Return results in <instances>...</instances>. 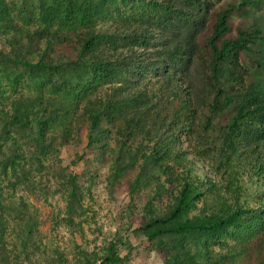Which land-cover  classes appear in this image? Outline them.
Wrapping results in <instances>:
<instances>
[{"label": "trees", "instance_id": "1", "mask_svg": "<svg viewBox=\"0 0 264 264\" xmlns=\"http://www.w3.org/2000/svg\"><path fill=\"white\" fill-rule=\"evenodd\" d=\"M211 1L0 0V131H4L0 132V176L10 173L14 185L36 183L32 171L46 168V153L54 149L57 139L61 144L70 141V120L79 131L87 128L89 139L111 128L120 137L119 154H129L131 164L143 157V164L154 168L158 149L146 157L138 151L125 153L128 148L122 141L134 143L139 137L146 142L163 141L165 137L179 142L180 134L191 138L199 115L198 129L212 130L214 124L217 128L213 154L203 158L194 148H181L180 153L190 152L193 159L206 162L233 201L225 195L220 198L218 192L219 202L210 215L185 218L195 197L189 167L175 204L141 230L149 231L151 238L212 232L248 216L264 232V156L253 153L255 144L264 143L259 139L261 121L256 122L264 106L255 86H248L242 101L228 87L230 80L242 82L239 56L247 54L255 40H264V34L244 26L231 34L229 14L236 5L216 10ZM245 2L240 0L238 6ZM129 8L144 16L130 24L135 17L128 15ZM108 11H115L117 20L98 29L97 22ZM143 19L154 24L148 27ZM154 36L160 44L150 48ZM118 40L120 45L110 51L100 49L101 44ZM198 45L205 52V66L198 73L199 84L193 85L192 51ZM141 47L144 52H139ZM151 52L157 62L154 71L161 72L159 84L151 83L143 69L135 78L131 75L149 63ZM227 72L228 80L223 78ZM183 77L189 81L180 88L176 82ZM29 163L36 168L27 169ZM237 224L243 226V222ZM248 227L239 232L245 233ZM253 241L256 247H264V235ZM123 245L116 238L100 258L86 262L125 264L120 253Z\"/></svg>", "mask_w": 264, "mask_h": 264}, {"label": "rangeland", "instance_id": "2", "mask_svg": "<svg viewBox=\"0 0 264 264\" xmlns=\"http://www.w3.org/2000/svg\"><path fill=\"white\" fill-rule=\"evenodd\" d=\"M239 2L212 0L211 4L216 10H223L228 4L236 5L229 14L231 34L238 26L258 28L264 34V0H246L242 6H238ZM129 4L130 7L134 5ZM140 12L128 9V15L135 17L130 24L144 16ZM116 15L115 11L104 14L97 22L98 29L103 30L114 18L117 20ZM143 20L148 27L154 24L152 20ZM111 31L110 27L108 33ZM121 42L103 43L100 49L110 51ZM158 43L160 40L154 36L150 48ZM144 51V47L139 49V52ZM151 53L149 63L131 75L135 78L143 69L151 83L159 84L161 72L154 71L157 62ZM192 54L190 78L193 85H198V73L203 71L206 55L199 45ZM239 64L242 82L230 80L228 87L235 90L234 94L238 93L235 97L241 96L237 101H242L248 86H255L261 97L259 103L264 106V40H255L248 53L239 56ZM228 73L223 78L228 80ZM188 81L183 77L176 83L183 88ZM262 111L257 113L256 122L261 121L259 139L264 142V108ZM199 117L197 115L194 131L189 135L191 138L180 134L179 142L172 138L167 141L165 137L163 141L146 142L139 140L140 137L134 143L122 141L128 148L125 153L138 151L146 157L154 148L158 149L154 168L143 164V157L131 164L129 154H119L116 144L120 137L111 128L89 139V130L79 131L78 125L70 120L73 124L70 141L61 144L57 139L54 149L46 153V168L32 171L37 179L33 187L14 185L15 179L10 173L7 177L0 176V264H87V260L100 258L108 243L116 238L124 243L120 253L125 256V264H264V247L261 244L256 247L253 241L264 232L259 223H250L248 216L239 221L243 226L236 222L237 225L212 232L151 238L149 231L141 230L143 225L167 213L175 204L183 186L182 177L189 167L192 170L189 182L195 197L185 218L210 215L212 207L219 202L218 192L220 198L225 195L228 201H233L232 193L228 195L227 189L220 186L219 178L206 162L193 159L190 152L180 153L181 148L185 151L194 148L200 150L203 158L213 154L211 145L216 141L217 128L213 122L212 130V127L198 129ZM1 135L4 138V134ZM138 144L142 147L136 148ZM263 144H255V156H264ZM29 167L26 166L27 169L36 168L33 163ZM245 227L249 229L240 233V228Z\"/></svg>", "mask_w": 264, "mask_h": 264}]
</instances>
